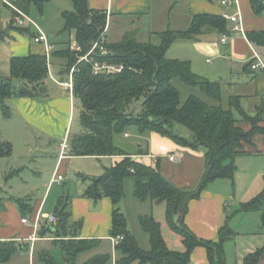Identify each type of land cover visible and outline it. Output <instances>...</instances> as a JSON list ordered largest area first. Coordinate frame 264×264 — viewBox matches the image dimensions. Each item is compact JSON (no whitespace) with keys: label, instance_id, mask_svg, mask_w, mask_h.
Listing matches in <instances>:
<instances>
[{"label":"trees","instance_id":"trees-1","mask_svg":"<svg viewBox=\"0 0 264 264\" xmlns=\"http://www.w3.org/2000/svg\"><path fill=\"white\" fill-rule=\"evenodd\" d=\"M47 0L15 1L16 8L28 13L33 5L39 13ZM73 9L61 14L63 29L61 33H73L74 40L81 47L80 53L65 50L51 52L64 61L60 76L68 80L72 72V95L81 106L78 115L83 131L69 134L68 156L105 157L117 156L121 160L98 177L79 175L87 182L83 197L98 201L109 198L112 204L111 238L122 237L114 246V264H190V255L194 248L206 249L210 264H225L224 245L234 236L227 221L219 229L217 242L199 239L194 236L184 222L189 201L199 198L200 193L216 180L233 181L234 160L245 153L244 146H251L252 138L260 133L264 138V128L257 126L256 117H249L241 108L238 97L229 99V110L220 106H210L196 96L190 95L181 103L178 90L171 84L176 78L219 102L220 83L195 75L188 61L167 59L168 48L177 41H194L207 32L228 34L227 21L218 15H194L186 30L167 29L152 33L146 43L137 41L134 33H126L117 43H107L108 54L93 57L107 63L121 64L123 70L113 75L94 74L86 62L77 63L78 56L84 55L98 39L106 26L105 11L90 9L87 0H71ZM257 13L261 4H254ZM19 27V26H18ZM22 34L33 38L35 32L20 27ZM255 46L264 47V31H249L245 34ZM156 41V42H155ZM69 44V43H68ZM43 49V48H42ZM251 61L249 62V64ZM44 50L26 57H11L10 74L0 76V106L4 117H10L6 101L13 95H23L15 85L30 89L34 96L43 94V82L49 76V67ZM64 75V76H62ZM231 109H234L245 121L251 123V129L244 131L237 125ZM135 128L138 137L146 138L157 133L171 139L178 145L199 148L204 147L205 172L194 190H181L164 179L157 166L151 167L133 160V156L147 155L146 147L125 142V134ZM1 138V133H0ZM11 145L0 139V158L11 155ZM131 178L134 182V197L151 208L162 206L164 224L152 214L140 217V225L149 237V249H142L127 228V220L118 209L124 198V182ZM22 214L30 212L29 199H17ZM70 197L62 196L55 206L53 215L55 224L46 220L39 224L38 237L52 238V245L59 248L61 260L53 258L49 251L38 255L42 264H78L79 255L90 252L100 246L101 239L79 238L81 223L70 224ZM237 212H260L261 227L264 231V186L261 192L250 201L240 205ZM164 225L177 243H168L163 236ZM21 250L15 241H0V262L6 263ZM264 257V246L244 258L243 264H256ZM112 261L111 254L94 255L81 264H107Z\"/></svg>","mask_w":264,"mask_h":264},{"label":"crops","instance_id":"crops-1","mask_svg":"<svg viewBox=\"0 0 264 264\" xmlns=\"http://www.w3.org/2000/svg\"><path fill=\"white\" fill-rule=\"evenodd\" d=\"M15 1L21 0H0V76L4 78L9 77L11 57H26L43 51L40 44L33 42L27 34H22L20 27L16 25V13L11 7H16ZM87 4L90 9L106 12L105 35L108 43H117L126 33L131 32L135 34L138 42L146 43L151 40L152 33H160L167 29L186 30L194 15L222 16L238 12L243 33L230 35L225 44L220 42L223 34L207 32L199 35L194 41L173 43L165 54L167 59L188 61L191 71L195 75L210 81H218L220 83V101L215 102L179 79H172L171 84L178 90L181 103L188 96L193 95L210 106H220L224 110H229V99L238 97L241 108L249 117L258 118L257 126L264 128V72H253L249 69V62L256 56L264 60V47L252 45L245 36L249 31H264V0L257 2L255 0H237L236 5L226 6H221L214 0H87ZM254 4H261L260 13L255 11ZM29 9L30 7L28 13L24 14L36 24L29 17ZM23 27L35 32V28L31 24H26ZM231 27L232 24L227 21L228 34ZM50 43L56 47L55 42ZM53 61L55 67L52 71L49 67V76L43 82L44 91L41 96L44 98L42 102L36 100L37 96L13 95L7 100V106L14 108L22 118L24 127L30 126L37 132L43 131L65 141L70 134L68 127L72 113L73 95L60 85V82L66 81L61 80L63 77L59 73V67L64 63L55 57ZM15 86L18 90L21 87L17 82ZM59 88L68 92V96H50V93L57 94L61 91ZM231 111L237 125L244 131H249L252 127L251 123L243 120L234 109ZM127 134L129 137L130 134ZM252 143L251 146H244L245 153L236 157V161L239 160V167L242 166L241 169L244 172H255L257 175L258 172L260 174L264 172L263 135L255 134ZM131 144L146 147L148 151L147 155L133 156V160L151 167L157 166L161 176L177 188L194 190L199 185L205 172L206 150L204 147L196 149L184 147L157 133H150L146 138L137 135V140L132 141ZM60 154L61 150L54 161L47 185H44L43 192L33 202L28 196L0 197V241H15L21 248L8 262H0V264H40L38 255L49 250L48 246L52 244L53 239L38 237L37 230L39 224L45 221V216L53 215L57 201L65 194L63 189L57 193L56 198L49 202V194L53 185H60L63 181L62 179L61 182L55 183L52 182V178L60 175L61 170H66L70 160L77 157L82 160L96 161L99 165L98 168L93 170L83 168V175L86 174L85 176L88 177L101 176L105 169L121 160V157L117 156L96 158L70 157L65 154L61 156ZM172 155L174 159L171 161L169 157ZM217 181L210 183L200 193L199 198L189 201L184 222L195 237L217 242L219 229L227 221L234 236L224 245L225 264H243L247 255L264 246V231L261 227L260 213L254 215L253 212H250L242 216L239 215L240 217L235 216L240 205L244 203L243 200H236L235 192L231 191L227 183L217 185ZM86 185L87 182L82 181V189L70 197L69 223H81L78 230L79 238L108 241L114 251L109 236L111 201L106 197L98 201L84 198L83 192ZM25 198L29 199L30 212L22 214L16 200ZM232 207H236L233 215L231 214ZM23 218L28 220V224L21 222ZM237 219L239 221H236ZM156 220L164 224V209L163 217ZM164 229L166 232H163V236L166 241L172 244L177 243L176 240L168 237L171 233L165 225ZM98 254L104 253L92 254L86 260ZM114 257L115 254L112 255L111 264H114ZM190 264H210L204 247L198 246L193 249L190 255ZM256 264H264V257Z\"/></svg>","mask_w":264,"mask_h":264},{"label":"rangeland","instance_id":"rangeland-1","mask_svg":"<svg viewBox=\"0 0 264 264\" xmlns=\"http://www.w3.org/2000/svg\"><path fill=\"white\" fill-rule=\"evenodd\" d=\"M72 9L73 4L71 0H47L42 5L41 13L37 11L35 6H30L29 17L37 24L38 28L47 36L50 42L56 43L55 51L67 49L68 43L74 40L73 33H61L64 24L61 14ZM53 58H50L52 64L50 66L51 71L55 67ZM60 62L64 63L63 60ZM63 68L64 65H61L59 67L60 71ZM61 80H66L65 76ZM16 82V80H13L12 84L16 85ZM60 90L62 91V89ZM61 91L57 94L54 92L50 93V96H68V92ZM37 97V101H43L44 96L39 95ZM5 103L7 105L8 102L6 101ZM9 109H11L9 110L10 117L6 118L3 116L0 106V139L3 143H9L12 148L9 157L0 158V197L13 196L18 198L28 196L33 202L43 192L44 185H47L49 181L54 161L61 150L62 140L43 131L37 132L33 128H30V126L24 127L25 124L22 122V118L16 113L14 108L9 107ZM80 111L81 106L79 101L72 96V113L68 127L70 134H77L83 131L78 119ZM129 134V137L123 140L124 143L137 140V132L134 127L129 129ZM67 154L68 151L65 152V155ZM235 161L236 159L234 160L236 170L233 181L218 180L216 184L224 185L227 183L231 191L235 192L236 200L248 202L257 193L261 192L264 185V172L261 174L258 172L257 175L255 172L246 173L241 169V165L239 167V160ZM97 165L96 161L82 160L77 157L70 160L66 166V170L59 172L63 181L60 185H53L49 194V202L56 198L57 193L63 189L64 195H68L69 197L77 194L82 189V180L79 174L83 175V168L93 170L99 167ZM234 208L236 207H232V215L235 212ZM118 209L124 214L127 220V228L136 238L138 245L144 250L149 249V237L141 228L140 217L152 214L156 219H161L163 217L162 206L152 210L148 203L139 202L134 197V182L131 178H127L124 182V198L119 203ZM253 213L254 215H258L260 212ZM245 214L247 213L237 212L234 215L242 216ZM236 221H239V219ZM163 232H166V230L164 229ZM168 237L170 239L173 238L171 234ZM48 247V251L53 258L60 261L62 254L59 248L52 244ZM95 253L113 255L114 251L108 241H102L98 249L79 255L77 263H82L87 257ZM39 263L42 264L40 261ZM107 264H111V262Z\"/></svg>","mask_w":264,"mask_h":264},{"label":"built area","instance_id":"built-area-1","mask_svg":"<svg viewBox=\"0 0 264 264\" xmlns=\"http://www.w3.org/2000/svg\"><path fill=\"white\" fill-rule=\"evenodd\" d=\"M219 3L221 6H226V5H236L237 0H214ZM11 6V5H10ZM12 9L16 13V18H15V23L19 27L26 26V24H31L35 30H36V35L33 38V42L40 44L43 47L44 54L46 55L47 62H50V54L51 52L55 49V46L51 44L48 41L47 36H45L44 33L38 28L36 24L31 22L27 16L20 11L18 8L11 6ZM222 17L226 20L229 21L232 24V27L230 29L229 34H223L221 36L220 42L222 44H225L230 35H237V34H242V28L240 25V16L238 12H235L233 14H223ZM106 27L98 37V39L92 44V46L89 48V50L81 56H78L77 63L79 62H86L88 63L94 74H105V75H113L116 73H120L123 70V65L121 64H114V63H107L105 61H100L96 58L93 57V54L95 52H98L100 56H105L108 54L106 44L107 38H106ZM68 48L70 51H73L75 53H80L81 52V47L76 43L75 40L70 42L68 44ZM249 69L253 72H264V60L261 59L260 57L256 56L253 60H251V63L249 64ZM72 72L71 70L68 80L65 82H60V85L64 87L67 91H69L72 94L73 90V85H72ZM128 134H125V137H127ZM68 151V142L67 140L61 142V156L65 154V152ZM174 156H170L169 160H173ZM62 181V176L57 175L55 178H52V182L59 183ZM45 220L49 224H55L56 223V218L54 215H48L45 216ZM21 222L23 224H28V220L26 218L21 219ZM112 246L114 247L118 241L122 240V237H117V238H110Z\"/></svg>","mask_w":264,"mask_h":264},{"label":"water","instance_id":"water-1","mask_svg":"<svg viewBox=\"0 0 264 264\" xmlns=\"http://www.w3.org/2000/svg\"><path fill=\"white\" fill-rule=\"evenodd\" d=\"M255 1L257 2L258 0H255ZM19 92H21L24 95L34 97L33 92L31 90H29L28 88H26L25 86H21L19 88Z\"/></svg>","mask_w":264,"mask_h":264}]
</instances>
